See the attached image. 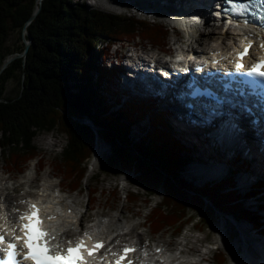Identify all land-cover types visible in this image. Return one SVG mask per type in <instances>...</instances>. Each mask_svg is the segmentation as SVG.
<instances>
[{"label":"trees","instance_id":"16d2710c","mask_svg":"<svg viewBox=\"0 0 264 264\" xmlns=\"http://www.w3.org/2000/svg\"><path fill=\"white\" fill-rule=\"evenodd\" d=\"M38 1L0 0V70L5 59L23 51L21 38L12 49L7 41L14 29L23 31ZM25 30L24 40H30L26 56L16 57L0 71V149L9 169L21 171L37 156L33 141L38 133L56 131L65 137L66 145L53 170L75 192L82 188L97 136L109 145L106 172H128L132 182L145 187L150 196L160 195L146 220L154 234L168 229L180 233L196 211H203L194 222L200 229L215 211L261 226L259 215L245 208L231 190V179L195 187L181 175L187 163L185 148L158 126L157 116L151 119L147 134L132 142L129 123L142 112H135L131 103L117 112L107 111L106 97L99 92L109 89L103 78L111 74L103 63L107 49L112 43L139 40L165 50L168 29L163 24L105 13L80 2L41 0L39 12ZM9 81L18 88L14 95L4 96ZM37 161L43 167L41 159ZM89 198L94 201L93 196ZM127 198L136 200L135 193L127 192ZM213 257L218 264L227 263L220 250Z\"/></svg>","mask_w":264,"mask_h":264},{"label":"rangeland","instance_id":"374dc122","mask_svg":"<svg viewBox=\"0 0 264 264\" xmlns=\"http://www.w3.org/2000/svg\"><path fill=\"white\" fill-rule=\"evenodd\" d=\"M70 5L75 2H80V4H84V6L88 8L98 9L102 12L109 13V14H123L125 16L135 17L137 19H146L152 21L151 16H144L143 10L147 6L142 0H66ZM150 12H161V9L156 6L155 4L150 7ZM147 11V10H146ZM163 16H159V19H155L156 22L164 24L166 28L170 29L169 24L173 21H165L164 16L169 15L168 12H164ZM178 24V23H177ZM176 28L178 34H173L170 32L168 33L167 40H166V49L170 52H185L187 49L189 50L191 45L195 46L197 50L201 49L203 45L194 44L193 40L184 41L187 38L190 31L188 28L183 26H177ZM186 29V30H185ZM193 33V37H197L198 34ZM24 33L23 31H19L18 28L14 29L10 32L7 44L9 48H13L14 46L19 44V38L24 41ZM202 35V37H205ZM220 35L213 34V39L218 38ZM176 41H173V40ZM184 42H183V41ZM174 43H173V42ZM131 43H135L136 45H141L145 50H149L151 54H154L158 49H162L158 46H153L148 41H139L134 40ZM115 47H111L107 49V53L111 54L114 51ZM177 56V55H176ZM163 58L166 59V57ZM18 85L15 81H9L5 88L4 96H12L15 94ZM147 118L144 116L142 119H138L136 124L130 125V130L133 129L135 134L130 135L129 138L132 142H136L142 136L146 134L147 129L150 127L148 126V122H146ZM84 121H86L84 119ZM87 122V121H86ZM85 123V122H84ZM89 123H87L88 125ZM95 128V127H94ZM93 130V129H92ZM176 129H173V131ZM176 134V133H175ZM176 139L178 135H175ZM174 136V137H175ZM179 138V137H178ZM182 139V138H180ZM183 140V139H182ZM181 143V142H180ZM187 148V144H183ZM66 145L65 137L62 134H57L56 131L53 132H40L36 135L33 141V147L36 149L37 156L28 160L24 169L20 172L23 174L25 169L29 171H33V165L35 164L36 160L42 161L43 167L39 170H35V174L33 176V183L36 186H39L43 181L44 178L50 173L53 174V177L50 179L51 182H54V187L56 184H59L61 188H67L64 186V182L61 180V176L59 173H56L53 170V162L59 156L62 148ZM187 153V159L193 161L192 153L187 148L185 150ZM96 156V161L93 162V157ZM89 158L87 161L88 170L86 172V176L83 179V185L80 190L71 191L67 193L66 189L63 191V195L67 197V200H74V205L78 208L79 211L83 212L85 217L82 219L83 225L90 227L93 224L94 219L97 217H110L116 215V217L120 218V225L123 224L125 220L126 223H130L136 225L132 234H126L122 237V239H129L132 236H141V239L144 243L149 241L157 242L158 244L165 245L168 249H172L173 253H176L178 250L185 248L188 250L187 257L185 256L184 259L196 260L199 256L193 255L194 252L201 255V253L207 250V246H209L210 241L212 239H216L219 235L223 236L219 242L221 248H219L220 252L224 253L227 260L233 259L231 254L233 251H236L237 259L239 256L245 252L243 247L242 238L245 237L250 241V254H252L253 259L257 262L261 259L258 255V241L256 234L251 230L250 232V225L245 223L244 221H236V215H223L220 212L212 213L208 222H206L205 228H201L200 232L196 230L193 231L192 227H195L193 219L192 222L186 223L183 230L179 235L172 236V230H164L160 233H153L151 228L147 227L146 225L137 226V223L143 220L144 217L148 215L149 209L151 206H154L156 202L159 200L160 195L156 194L150 196L148 194V190L143 187L142 185H132L130 182L129 177L131 176L130 173H119L117 170L113 171L112 173H108L104 170V163L109 159L110 152H109V145H105L103 141H98V147L96 154ZM191 161V162H192ZM93 162V165L91 164ZM38 163V162H37ZM7 163L5 161L4 153L0 149V177L5 179L9 177V179H16L21 178L20 173L18 170L12 168L7 171ZM55 172V173H54ZM227 174V172H226ZM228 173L227 175H229ZM181 175L186 178L189 183H192L195 187H199L202 183V180L195 176L193 173L189 172L188 168H183L181 171ZM47 176V177H48ZM123 177V180H119V178ZM133 179V178H132ZM14 181V180H13ZM18 184L20 182L17 181ZM16 183V184H17ZM40 183V184H39ZM11 184V182H9ZM264 187V183H263ZM24 186L20 185L19 188L15 189V192L19 194L21 189ZM96 188L94 194H90V190ZM135 193L136 200L132 202L127 198V192ZM252 191V190H251ZM14 193V191H13ZM255 194V192H252ZM249 192L242 197H239V200L243 204L245 208H249L250 211L254 209L256 206V202L259 201L258 195H252ZM241 194V193H240ZM93 196L94 201H89V197ZM239 196V195H238ZM26 198V197H24ZM243 200V201H242ZM251 200L254 202L251 203ZM264 203V197L260 200ZM254 205V206H253ZM210 207V203H207V210ZM261 210L259 211V213ZM195 216V213H192ZM86 217H88L86 219ZM196 224V223H195ZM116 226H112V230L116 233L125 232L128 228L115 230ZM75 229H80L79 225L74 226ZM196 228V227H195ZM249 228V232L247 229ZM200 229V228H199ZM139 233V234H138ZM188 237V238H187ZM186 238V239H185ZM193 239V240H192ZM203 239H205V244L203 243ZM191 240V241H190ZM190 241V243H189ZM195 241V242H194ZM202 241V242H201ZM187 242V243H185ZM212 246V245H211ZM195 247V248H194ZM198 249V252L195 250ZM211 253L205 255V263L203 264H211ZM236 259V260H237ZM235 260V261H236Z\"/></svg>","mask_w":264,"mask_h":264},{"label":"bare ground","instance_id":"6f19581e","mask_svg":"<svg viewBox=\"0 0 264 264\" xmlns=\"http://www.w3.org/2000/svg\"><path fill=\"white\" fill-rule=\"evenodd\" d=\"M157 1H161V0H157ZM141 2L148 5V0H142ZM155 2H156V0H155ZM166 3L172 4L174 6L180 5V7H184V9H188L191 7V1L190 0H166ZM150 5H154V3H152V1H151ZM164 7L163 8L159 7L161 9L162 13L165 12ZM145 8H147V7H145ZM156 12H158V11H156ZM156 12H154V13H156ZM180 14H181V15H179L180 17L178 16V14L175 15L174 17H170L169 15H167L166 17H167V20L177 22V23L182 24L183 26L189 27L191 29V27H190L191 23H189V22H191V18H185L186 17L185 13H183V14L180 13ZM185 19H186V21H184ZM208 27H210V26L208 25ZM188 31H189V29H188ZM205 34H206V36L202 37V35H205ZM213 34H214L213 31H209V32L203 31V32L199 33V36L190 37V38L184 39V41H190L192 39L193 42H195L194 44L210 47L213 45L212 44L213 42L218 41V38H217V40H214L212 38ZM218 44L224 45V43L222 41ZM191 47L193 48V45H191ZM153 100L158 104L166 105L169 103L170 98L169 99L167 97L164 98L162 94H156ZM173 118H176V117L174 116ZM172 121L174 122L172 125L173 129H176L173 131V137L175 135H178L176 140L179 143L181 142L183 144H188L187 147L189 148V151L192 153L191 157H193V163L190 166V169L192 168L195 172H197L199 174L200 173L202 174L204 171L207 173V175H209L210 179H213L216 176H217V178L220 177L221 175H223V168L226 170L228 167L232 166V164L230 163L229 160L231 158L233 159L234 156L226 157V156H224V154H227V152L229 150H231V149L233 150L234 148L237 149L238 151H242V148L240 147L241 143H243L244 145H246L248 147L247 143L244 140V136H242L241 139L237 140L236 142H233V147L232 146L227 147L225 142L223 141L225 146H223L221 148V150L218 152L217 149L212 148L211 142L204 140V137L202 135V129L199 126H197L195 128H193V127L190 128V127L182 125L176 119H172ZM174 138H176V136ZM180 138H182L183 140ZM256 155L258 156L256 163H254L249 168L248 171L244 170L243 172L238 173L236 175V180L233 181V188H236V192L239 195L245 196V194L248 193V190H249V192H251V190L254 189L253 187L255 186L254 185L255 182L264 181V158L259 156L258 153H256ZM93 162H95V160H93ZM93 162H91L92 165H93ZM1 179H3V178H1ZM20 185H21V183L15 184L13 187H11L12 191H14L16 188H19ZM38 187H40V188H37L39 193H38V197L35 199L40 200V197H43V198L46 197L48 199V203L44 205L45 208L47 207L50 209L57 210V208L60 206L61 210L65 211L68 207H71V208H73V210L75 212L74 213L75 216L79 214V212L78 213L76 212V208L72 205V204H74V200L68 201L67 197H66L67 203L66 202L64 203L65 199L62 198V196L57 195L55 193L54 190L56 189V187H60L59 184H56L54 187V182H48V183L45 182V183L39 185ZM258 192H260L259 196L264 195V187L259 188L257 190V193ZM27 196L31 197V195H27ZM14 200L17 201V204H20L19 201L23 200V198L19 199L16 196L14 198ZM252 202H254V201L251 200V203ZM7 204H8L7 211L10 209V206H12V208L18 207L17 205L13 206V205H10L9 203H7ZM6 215H7L6 216V219H7L9 214H6ZM120 222H121L120 218L116 217V215H114V216L112 215L111 218L108 216L98 217L97 219H94V224L91 227V232L93 234H96V233L101 234V236L108 238V237L113 235L112 226H116V230L129 228V233L130 234L133 233L135 225L130 224V223H126L125 220L123 221L122 225H120ZM253 232L258 237L257 238L258 247H259L258 248V255L261 257V259L258 262L253 259L252 254H250L251 253L250 252V246H251L250 241L247 238L243 237L242 242H243V247H244L245 252H243L239 256V258L234 262V264H264V227L259 228ZM124 234H127V233L126 232H120L116 235H113V239L116 240L119 236H123ZM222 237L223 236L219 235L218 237H216V241H220L222 239ZM137 238L139 239V242L141 244L140 247L145 248V245L141 239V236H137ZM131 240H133V239H131ZM190 241H189V243H190ZM185 243H187V242H185ZM156 246L162 247L165 245L160 246L157 244ZM187 251L188 250H186L185 248L178 250L179 253L180 252H186L187 253ZM195 251L197 252L198 249H196ZM169 256H175V254H172V252H171L169 254ZM161 258H164V257H159V260ZM144 261L146 262V264L151 263V259L147 258L146 256L144 258ZM198 264H202V262L198 263Z\"/></svg>","mask_w":264,"mask_h":264},{"label":"snow or ice","instance_id":"6c2138e0","mask_svg":"<svg viewBox=\"0 0 264 264\" xmlns=\"http://www.w3.org/2000/svg\"><path fill=\"white\" fill-rule=\"evenodd\" d=\"M226 2L230 4L233 12L238 8L246 7L245 4H236L234 0H226ZM259 2L264 4V0ZM251 47L252 41L247 40L243 43L242 49L235 51L232 70L240 73L239 79L244 82H247L244 74L259 77L261 78L259 83L264 86V58L257 59L251 66L244 64V58ZM260 48L264 50V42L260 44ZM213 63L217 61L213 60ZM19 203L24 204L25 201L20 200ZM13 211L20 213L17 217L20 234L16 235L15 226L6 228V225L0 224V253H3L0 264H24L25 261H29L30 264H93L90 258L104 262L109 255L112 259L108 264H133L130 254L136 251L135 247L125 245L119 251L98 255L105 248L106 242L89 231H84L83 235L74 242L71 239L67 240L66 246L57 241L56 234L49 231L44 223L45 219L51 221L56 217L51 213H42L40 206L31 200L27 201L26 209L13 208ZM6 230L11 232V239H6ZM53 241L57 242L53 243ZM156 251L159 252L161 249L157 248Z\"/></svg>","mask_w":264,"mask_h":264},{"label":"water","instance_id":"95a60500","mask_svg":"<svg viewBox=\"0 0 264 264\" xmlns=\"http://www.w3.org/2000/svg\"><path fill=\"white\" fill-rule=\"evenodd\" d=\"M40 3H41V0L38 1L37 5L35 6L34 8V11L32 13V15L27 19V21L25 22L24 24V27H23V33L26 34V30H25V27L30 23V21L36 16V14L39 12V8H40ZM24 48H23V51L21 53H16L10 57H8V59H5L2 67H1V70L4 69V67L6 65H8L13 59H15L16 57H19V56H22L23 58L26 56V52H27V49H28V46H30V40H24ZM0 70V71H1Z\"/></svg>","mask_w":264,"mask_h":264}]
</instances>
